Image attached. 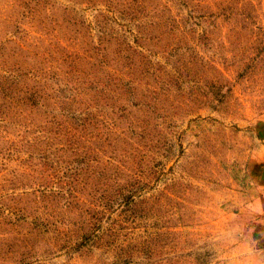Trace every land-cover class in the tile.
I'll list each match as a JSON object with an SVG mask.
<instances>
[{
    "label": "rangeland",
    "instance_id": "1",
    "mask_svg": "<svg viewBox=\"0 0 264 264\" xmlns=\"http://www.w3.org/2000/svg\"><path fill=\"white\" fill-rule=\"evenodd\" d=\"M264 0H0V264H264Z\"/></svg>",
    "mask_w": 264,
    "mask_h": 264
},
{
    "label": "crops",
    "instance_id": "2",
    "mask_svg": "<svg viewBox=\"0 0 264 264\" xmlns=\"http://www.w3.org/2000/svg\"><path fill=\"white\" fill-rule=\"evenodd\" d=\"M252 172L261 189L264 190V156L257 159Z\"/></svg>",
    "mask_w": 264,
    "mask_h": 264
}]
</instances>
